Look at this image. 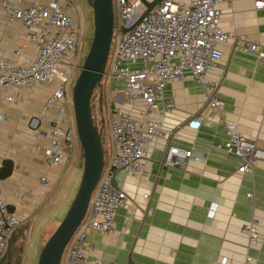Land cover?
Listing matches in <instances>:
<instances>
[{
    "label": "crops",
    "instance_id": "1",
    "mask_svg": "<svg viewBox=\"0 0 264 264\" xmlns=\"http://www.w3.org/2000/svg\"><path fill=\"white\" fill-rule=\"evenodd\" d=\"M15 1L21 7L59 1L65 9L71 6L74 20H81L80 0ZM221 10L220 25L233 39L220 45L224 56L217 70L209 71V78H216L218 71L224 73L218 92L224 102L222 111L210 110L203 86L195 81L176 80L165 86L163 97L175 104L164 117L169 138L155 140L146 148L147 178L124 170L116 173L129 203L118 210L113 237L98 230L87 232L86 264H129L130 256L134 264H214L223 258L243 263L247 255L253 264H264V161L253 175L241 174L242 161L224 150L229 138L225 122L238 126L264 150V62L242 49L245 41L264 45V9L257 10L254 0H229ZM43 31L39 26L34 32ZM28 34L21 21L8 22L0 3V59H15L19 47L33 57L36 45ZM55 88V83L8 91L0 88V168L6 159L14 163L12 175L0 180V198L28 229L26 242H34L35 228H39L32 246L39 247V252L48 230L61 221L49 215L55 198L62 194L67 200L69 194L77 193L82 177L79 150L72 155L62 146L64 161L50 166L46 155L36 149L51 146L55 140L51 132L57 111H43L44 101ZM9 96L11 101H7ZM111 97L112 105L132 117L143 116L142 102L132 105L114 92ZM198 115L203 116L201 128H188ZM160 117V112L154 114ZM169 144L193 152L185 167L163 166ZM112 146L110 138L106 162ZM43 178L48 180L46 186ZM212 204L217 210L210 218ZM251 221H256L259 235L254 247L242 231Z\"/></svg>",
    "mask_w": 264,
    "mask_h": 264
},
{
    "label": "built area",
    "instance_id": "2",
    "mask_svg": "<svg viewBox=\"0 0 264 264\" xmlns=\"http://www.w3.org/2000/svg\"><path fill=\"white\" fill-rule=\"evenodd\" d=\"M227 1L163 0L132 31L124 33L123 30L145 11V7L140 0H114L117 17L104 75L105 91L110 102L113 92L126 97L132 105L142 102L144 113L141 118H134L111 103L109 131L113 150L86 217L65 250V264L87 263L85 241L89 230H98L113 237L118 210L129 203L127 194L112 185L116 173L124 170L128 175L147 178L146 148L155 140L169 138L164 117L175 108V104L163 97L168 83L195 81L203 86L210 110L222 111L224 102L218 97V92L224 73L218 71L216 78H209V71L217 70L223 59L220 45L233 39L220 25L221 5ZM254 1L257 10L264 9V0ZM0 3L8 22L21 21L29 31L28 38L36 45L33 57L26 56L24 47H19L15 51V59H0V88L8 91L45 83L56 84L54 92L43 104L45 114L52 109L57 111L51 132L55 140L51 146H36V149L46 155L50 166H58L65 159L62 146L67 147L72 155L81 148L72 84L85 47L84 26L70 15L71 6L65 9L59 1L27 7H21L15 0H0ZM39 26L44 31L37 34L34 31ZM242 49L255 54L259 63L264 62V45L245 41ZM12 99L7 97V101ZM159 112L162 117L154 118V114ZM202 122L203 116L198 115L187 126L199 130ZM224 126L229 137L224 150L242 161L239 173L253 175L255 168L264 161V150L235 124L225 122ZM191 157L192 151L169 144L163 166L185 167ZM42 181L46 186L48 180L43 178ZM247 197L252 199L253 195L249 193ZM216 210L217 205L212 204L208 216L215 217ZM130 219L126 220L128 225ZM21 225L22 221L0 198V259L6 253L9 239ZM256 225V221H251L242 230L251 247L258 244ZM214 264H253V259L247 255L243 263H235L223 258Z\"/></svg>",
    "mask_w": 264,
    "mask_h": 264
},
{
    "label": "water",
    "instance_id": "3",
    "mask_svg": "<svg viewBox=\"0 0 264 264\" xmlns=\"http://www.w3.org/2000/svg\"><path fill=\"white\" fill-rule=\"evenodd\" d=\"M87 1L93 9L94 33L83 66L73 86L75 123L84 156L83 173L75 198L64 219L44 244L38 264L62 263L70 240L86 217L93 193L106 164L103 133L93 116V100L96 89L102 87V80L106 73L115 30V13L113 0ZM140 1L145 7V11L123 30L124 33L132 31L163 0ZM102 102L103 95L100 96L101 107ZM13 169V161L4 160L0 168V180L8 179L12 175ZM112 185L116 190H120L116 177L113 178ZM14 240L15 234L9 239L6 253L0 259V264H10ZM129 264H134L131 256Z\"/></svg>",
    "mask_w": 264,
    "mask_h": 264
},
{
    "label": "rangeland",
    "instance_id": "4",
    "mask_svg": "<svg viewBox=\"0 0 264 264\" xmlns=\"http://www.w3.org/2000/svg\"><path fill=\"white\" fill-rule=\"evenodd\" d=\"M80 1L82 3V6H81L82 13L80 15V17H81L80 22H82V24L84 26L85 47H84V50H83V54H82L80 60L78 61V64H77L75 72H74V75L77 76V77H78V75L80 73L81 67L83 66L84 60L86 58L85 55H87L86 51H87V48L89 50V47L91 45V41H92V38H93V33H94L93 9H92L91 5L88 3L87 0H80ZM140 12H142V10H140ZM116 17H117V14L115 12V18ZM111 49H112V47H111ZM77 77H76V79H77ZM76 79L73 81L72 87L74 86V83H75ZM105 85H106V79H103L102 80V87L101 88H97L96 91H95L94 100H93V105H94L93 116L96 119L97 126L99 127V129L102 130V133H103L102 134V138H103L105 160H107L108 159V155H109V153H108V151H109L108 150V148H109V140L111 138L110 137V131H109V115H110L111 102H110V100L108 98V93L105 91ZM102 91H103V102H102V107H101L100 106V96L102 94L101 93ZM101 108H102V110H101ZM79 153L81 154V152H79ZM76 155H77V153H76ZM75 159H76V157L74 158V160ZM79 159L81 161L80 165L82 166V173H83L84 158L80 155ZM79 185H80V183H79ZM78 188L79 187H77V191H78ZM75 195H76V192H75V194L74 193L73 194H69L68 197H67V200L62 199V197H63L62 194L61 195H57V197L54 200L55 201L54 205L51 206L52 209L50 210L49 215L58 217L59 220L61 219V221H62L64 219V217H65L70 205H71L70 203H72V201L74 200ZM68 204H70L69 207L67 206ZM61 221L59 222V224L61 223ZM51 223L52 222L50 221V224ZM58 225L55 224L50 230H48L49 231L48 235L44 236L43 246L46 243V241L48 240V238L55 231V229L58 227ZM21 226H23V225H21ZM38 230H39V228L38 229L35 228L34 236H33V238H34V242L33 243H35V238H36V236L38 234ZM28 233H29V235H31L30 234L31 230H29ZM26 240H27V237L25 236V243L23 242L21 244V245L24 244L23 248L25 247V250H24V253H23L24 254V263H23V257L21 258L22 259V264H38V259H39V255H40L41 251L39 252V247H38V249L35 248V247H32L33 243L30 244V242H26ZM27 243H28V245H27ZM64 257H65V253H64L63 259H64ZM63 259H62V262L64 263ZM63 263H61V264H63Z\"/></svg>",
    "mask_w": 264,
    "mask_h": 264
},
{
    "label": "trees",
    "instance_id": "5",
    "mask_svg": "<svg viewBox=\"0 0 264 264\" xmlns=\"http://www.w3.org/2000/svg\"><path fill=\"white\" fill-rule=\"evenodd\" d=\"M87 51H88V48H87ZM86 51V53H88ZM86 57V55H85ZM79 151L81 152V156L84 158L83 156V151L82 149L80 148ZM27 228L24 227V226H21L20 228L17 229L16 231V234H15V240H14V243L12 245V249H11V258H10V261L9 263L10 264H22V257H23V245H21L23 242L25 243V236H26V233H27Z\"/></svg>",
    "mask_w": 264,
    "mask_h": 264
},
{
    "label": "bare ground",
    "instance_id": "6",
    "mask_svg": "<svg viewBox=\"0 0 264 264\" xmlns=\"http://www.w3.org/2000/svg\"><path fill=\"white\" fill-rule=\"evenodd\" d=\"M113 5H114V0H113ZM114 10H115V8H114ZM115 13V12H114Z\"/></svg>",
    "mask_w": 264,
    "mask_h": 264
}]
</instances>
